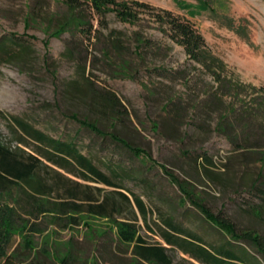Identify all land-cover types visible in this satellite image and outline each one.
Wrapping results in <instances>:
<instances>
[{"label": "rangeland", "instance_id": "1", "mask_svg": "<svg viewBox=\"0 0 264 264\" xmlns=\"http://www.w3.org/2000/svg\"><path fill=\"white\" fill-rule=\"evenodd\" d=\"M139 1L191 20L203 34L207 47L227 63L230 74L255 88L264 87V0ZM65 10L60 0H0V41L8 42L0 50L1 140L16 145L19 134L1 114L24 118L51 137L65 141L76 138L81 152L112 180L121 183L127 195L132 198L135 194L144 200L147 219L134 210L140 234L147 241L165 244L159 233L166 227L164 221L171 220L195 233L209 247L227 243L229 239L209 224L189 199L180 203L184 198L180 188L160 167L143 165L128 149L104 141L69 119L76 114L79 120L97 122L104 131L116 132L133 146L144 149L150 159L163 164L179 180L188 181L195 195L215 215L223 212L240 231L254 230L264 237V207L258 194L264 187L256 184L257 188L251 189L261 168L256 154L237 150L216 131L223 107H192L214 85L212 78L196 70L185 49L163 35L147 15L137 25H131L108 14L109 28L103 29L97 16L85 8L88 17L94 16L92 23L97 29L91 38L66 33L52 38L46 48L43 24L48 16L62 15ZM34 13L38 22L28 28L26 19ZM110 30L123 32L128 39L126 47L132 53L128 57L137 71L135 79L113 77L114 65L120 62L114 51L108 58L102 52ZM137 32L155 41L157 48H142L140 54H134ZM68 45L74 55L67 52ZM156 68L173 72L159 73ZM84 78L114 91L129 110L130 119L111 126L83 96ZM177 98L183 100L181 119H173L164 108L170 99ZM257 120L250 139L261 146L264 113ZM71 177L101 188L102 195L113 191L104 184ZM117 217L123 220L122 216ZM71 235L67 230L59 231L58 239L67 241ZM73 236L80 264L86 259L95 264H130V253L111 242L110 236L93 238L83 229ZM168 254L176 264H200L178 249H170ZM257 259L264 264L260 256Z\"/></svg>", "mask_w": 264, "mask_h": 264}, {"label": "trees", "instance_id": "2", "mask_svg": "<svg viewBox=\"0 0 264 264\" xmlns=\"http://www.w3.org/2000/svg\"><path fill=\"white\" fill-rule=\"evenodd\" d=\"M60 3L66 9L63 14L50 15L46 25L43 24L46 48L52 38H60L66 33L71 36L80 33L91 38L97 29L92 23L94 16L88 17L85 8L97 16V22L103 29L109 28L106 21L108 14H114L120 22L131 25H137L143 15L154 20L163 35L185 49L195 69L202 70L212 78L214 85L206 89L204 98L195 101L192 107L195 110L213 104H217L218 108L223 107L216 131L224 135L237 150L256 154L255 160L261 164V168L251 189L257 188L256 184L264 187V144L259 146L258 141L252 142L250 139L252 127L264 113V87L255 88L230 74L227 63L207 47L203 34L191 20L139 0H60ZM37 19L35 13L30 14L26 19L27 27L37 24ZM13 36L18 38L16 34ZM135 36L134 54H140L142 48H157L155 41L148 40L138 32ZM125 37L123 32L110 30L108 44L102 52L108 58L110 52L114 51L120 62L118 66L114 65L113 77L135 79L137 71L128 57L132 53L126 47L128 39ZM7 43V40L0 41V50ZM71 49L68 45L67 52L74 55ZM154 70L159 73L173 72L162 68ZM53 75L56 77L55 72ZM84 81L83 96L111 122V126L130 119L129 110L114 91L99 86L90 78H84ZM181 102V98L170 99L164 107L173 115V119L182 117ZM1 116L19 134L16 145L6 144L0 137V264H80L81 260L75 254L73 233L81 229L93 238L110 236L111 242L130 253V264H176L168 254L170 249H178L200 264H261L257 255L264 263V237L254 230L240 231L223 212L217 215L212 213L195 195L188 181L179 180L163 164L150 159L144 149L133 146L116 132L104 131L97 122L79 120L76 114L69 117L104 141H113L128 149L143 165L160 167L169 180L180 188L184 196L180 203H186V199H189L205 220L229 239L227 243L209 247L195 233L171 220L164 221L166 227L159 233L166 245L150 243L140 234L136 224L138 215L134 210L136 208L147 219L149 212L144 200L135 194H132L133 199L127 195L121 183L112 180L89 156L81 152L76 138L65 141L51 137L24 118ZM252 148L262 150L253 151ZM71 176L104 184L113 191L102 195L101 188L82 184ZM258 194L264 207V189ZM117 215L122 216L123 220ZM149 229L154 231L150 226ZM66 230L72 234L70 239H58L59 231ZM83 262L95 264V261L88 259L81 264Z\"/></svg>", "mask_w": 264, "mask_h": 264}]
</instances>
